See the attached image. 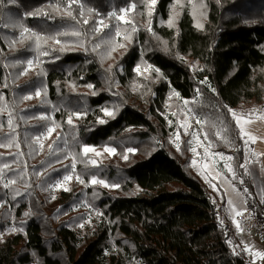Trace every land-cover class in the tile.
Listing matches in <instances>:
<instances>
[{"label":"trees","instance_id":"trees-1","mask_svg":"<svg viewBox=\"0 0 264 264\" xmlns=\"http://www.w3.org/2000/svg\"><path fill=\"white\" fill-rule=\"evenodd\" d=\"M202 2L201 18L189 0H158L150 25L143 0H79L72 5L76 19L65 14V0L0 5V145H11L0 147V230L17 228L0 240V264H251L244 249L232 246L242 240L225 189L194 167L190 134L182 133L177 148L168 116L180 99L189 101L213 150L232 155L228 177L263 231L264 202L228 109L253 114L264 106V0ZM132 3L126 19L134 18L135 33L109 16ZM41 9L46 14L27 15ZM98 20L110 27L95 32ZM21 25L41 37L38 45L30 33L21 36ZM125 31L131 40L123 39ZM112 40L126 47L109 55ZM148 65L163 76L144 72ZM74 113L81 115L69 125ZM51 126L55 131L39 143ZM87 144H112L117 154L92 165L82 152ZM73 163L85 183L53 199L51 184ZM93 175L120 187L92 184ZM88 208L100 221L80 235Z\"/></svg>","mask_w":264,"mask_h":264},{"label":"rangeland","instance_id":"rangeland-1","mask_svg":"<svg viewBox=\"0 0 264 264\" xmlns=\"http://www.w3.org/2000/svg\"><path fill=\"white\" fill-rule=\"evenodd\" d=\"M184 101H185V99H180V106H179L178 110L172 111L173 114H169V116H168V120H169L168 122L170 123V125L172 126L174 123L176 124V125H173V129H172V139H173L174 143L179 144L181 142L182 133L183 134H186V133L190 134V138H191L190 139V142H191L190 151H191V153H193V162L195 161V164H193L194 167L199 172L206 173L207 171L205 170V168H203L204 167L203 162H205L206 160H211V161L215 160L218 164V167H220V170H222L225 173V175L228 177V174L231 173L232 171H229V169L227 167H225V164L230 165V167L232 169V164H231L232 159L228 160L226 158L227 157L232 158V155H226V154H223L221 152H217V151L213 150L212 145L208 141L204 130L201 128L202 123L198 124L196 122L197 120H200V121H202V120L198 116H195V114L193 113V111L190 108L189 103L187 105H185ZM108 110L112 112V109L108 108ZM189 110H191V111H189ZM166 111L167 112L165 113V115L167 116L168 112L171 111V109H169V106H166ZM237 113H241V112H237ZM261 115H264V106L260 107L258 109V111L254 112L251 116H261ZM249 118H255V117H249ZM185 122H187L190 125V127H188L187 129L182 127V125L185 124ZM49 128H53V126H51ZM48 129L46 131H44L42 133V135L39 137V140H37L39 143L43 142L44 137H47V136L52 134V132L50 134L48 133ZM247 132L250 133L252 136H255L258 139L257 134L255 135V134H252V132H249V131H247ZM177 134L179 135V140L176 139ZM257 139L255 140V142H253V140L249 139L248 136H244V147L246 150V161H247L248 167H249V169L253 175L258 195L264 201L263 153L261 151L256 152V150H255ZM87 145L93 146L98 151H101V152H103V148L106 146L107 147H114V148H116V151L118 149L116 146H114L112 144H104V145L87 144ZM192 148H196V151L193 152ZM82 152H83V148H82ZM219 154H223V158ZM83 155H84V153H83ZM112 156L113 155H109L108 153L103 152V155L100 157H96L94 153H89L85 157H86L87 161H90L91 159H95L97 161V164H98L100 162L108 161ZM66 175H72L73 179L67 183H64L63 187H58L57 186L58 182H62L63 178ZM77 175L78 174L76 173V171L74 169L72 172L64 174L62 177L56 179L51 184L52 198L56 196V194L59 192L60 189L70 188V186L73 183L76 185L81 184L76 179ZM236 190H238V189L234 186V191L236 192V195H238L240 198H241V196L243 197L242 202L246 201L245 196L241 193V191H239L240 194H238ZM233 203H236V202L233 201ZM229 210H230L231 216L233 217L234 211H232L231 208ZM87 211L88 212H87L85 220L83 222H81L78 226V232L80 235L91 231L94 227V224H96L100 221L99 213H97L96 211H92L89 208ZM241 211L244 213L243 216L235 217V219L240 221L241 226L244 228V231L240 232L236 228L234 221H232V224H233L234 228L236 229V231L238 232V235L241 237L242 244L233 243L232 246L235 250H240V249H244L245 245H247L249 248H251V252L246 251L248 258L250 260V263L251 264H264V259H261L255 255V252H257V251L264 252V230L261 231L260 233H258L256 231V218L250 212L248 207L244 208ZM81 224H83L84 226L80 227ZM13 228L16 230L12 231ZM16 231H17L16 225H14L13 223H10L6 228L0 230V240L3 241L4 239L7 238V236L10 233H13Z\"/></svg>","mask_w":264,"mask_h":264},{"label":"snow or ice","instance_id":"snow-or-ice-1","mask_svg":"<svg viewBox=\"0 0 264 264\" xmlns=\"http://www.w3.org/2000/svg\"><path fill=\"white\" fill-rule=\"evenodd\" d=\"M3 2H4V0H0V5H2ZM10 2L15 3V0H10ZM65 2H66V7H65V10H64L65 14H66L67 16L71 17L72 19H76V17L73 16L72 5H73V4H78V3H79V0H65ZM189 2H190L191 5H192V9H193V13H194V14H196L197 12H199V15H200L201 18L206 14L207 5H206L205 3H203L202 0H201V2H200L199 4H197V3L195 2V0H189ZM143 3H144V4L146 5V7H147V16H148V18H149V20H148V24L150 25V24H151V17H152V15H153V11H154V9H155L156 4L158 3V0H143ZM176 4H177V5L181 4V0H176ZM80 6L83 7V5H80ZM53 7L55 8V10L59 11V5H54ZM135 9H136V4H135V3H132V4L130 5L129 8H122V9L120 10V14H117L116 12H112V13L109 14V16H110V17H114V18L117 19L118 21H122L124 24H129V25H131V33H135L136 31H138V28L136 27V24H135V20H134V18H132V19H126L127 14H128L130 11H134ZM89 11H93V10L90 9ZM37 14H46V13H43V10H42V9H41V10H38L37 12H30V13H27V15H37ZM80 15L83 16V12H81ZM177 16H178V13H176V12L174 11L172 17H171V18L168 20V22H167L168 25H169L170 27H173V26L175 25V20H176V17H177ZM83 23H84V24H88V23H89L88 19H84V20H83ZM197 26L200 27V28H203V24H202V23H199V22H198ZM109 27H110V25H109V24H106V23L104 22V20H98V21H96V26H95V28H94V31H95V32H100V31H102V29H104V28H109ZM21 28H22L21 36H23L25 33H30L29 38L35 37V39H36V41H37V45L39 44V41L41 40V37H40L38 34H36V33H34V32H31L30 29H28V28H24L22 25H21ZM148 31H151V28H150V27H148ZM68 34H69V33L65 32V33H60V34H58V35H68ZM177 34H178V33H177ZM71 35H73V36H80L81 33L78 32V31H74V32L71 33ZM115 35H116V36H121V35H122V33H121V29H120L119 26H117V28H116ZM123 39H124L125 41L131 40V34H130L129 32H127V31H125V32L123 33ZM56 43L59 44L60 41H59V40H56ZM107 43H109V44L111 45V49H110V51H109V53H108L109 55H111V51H115L116 48H123V47H126L125 44H122V43H116L115 40L108 41ZM164 44H165V46H167V41H164ZM99 46H100V45L97 44V45L93 48V51H95V48H98ZM61 50H63V49H61ZM44 54L47 55V53H44ZM181 59H183V57H181ZM27 63H28V66L31 67L33 61H32V60H29ZM136 71H137V73L143 74V73L141 72V67H140V66H137V67H136ZM150 71H154V72H156V73H159L160 76H163V73H161L160 70H159L158 68H154L152 65H148L147 68L144 69V72H150ZM201 83H207V81H201ZM87 87L92 88L93 85L89 84V85H87ZM209 87H210V85H209ZM199 91H200V90L197 89V93H199ZM212 91L215 92V89L213 88ZM95 94H96V93H93V95H95ZM174 94H175L177 97L179 96V93H174ZM36 95L39 96L40 93L37 92ZM24 98H25V99H30L31 97H24ZM184 103H185V105H187V104L189 103V101L185 100ZM225 107H227V106H225ZM102 111L104 112V114H105L106 116H109V117L114 118V114H113V112L109 111L108 108H104V109H102ZM189 111H191V110H189ZM228 111L232 114L233 119L236 121V124H237V126L239 127L240 134H241L242 138H243L244 136H248L249 139H251V140H253V142H255V140H256L257 138H256L255 136H252V135H251L250 133H248V132L246 131V129H245V125H246L247 123L251 122L250 119H248V118H246V117H251L252 112H249V113H247V114H245V113H237L236 111H234L233 109H230V108L228 109ZM252 111L255 112V111H258V110L253 109ZM73 115L80 116L81 114H80V113L70 114V115L68 116V120H67V123H68L69 125H71V124L73 123V120H72V116H73ZM45 118H46V117H41V119H45ZM257 119H264V115L258 116ZM98 122L101 123V124L107 123V121L104 120V119H99ZM196 122H197L198 124H199V123H202V121H200V120H197ZM9 124H11V120H9ZM55 127H59V125H56ZM55 127H53V128H49V129H48V133L50 134L51 132L55 131ZM182 127H184L185 129H187L188 127H190V125H189L187 122H185V124H183ZM205 135H207V134H205ZM216 135L219 136V135H221V133H220V132H217ZM176 139L179 140V135H178V134H177V136H176ZM37 140H39V137H37ZM246 142H247V141H246ZM10 146H11L10 144H8V145H0V147H10ZM176 146H177V148L179 149V144H177ZM206 150H207V149H206ZM192 151L195 152V151H196V148H192ZM103 152H106V153H108L109 155H116V154H117V152H116V148H114V147H107V146H106V147L103 148ZM103 152L98 151L95 147L90 146V145H84V146H83V153H84L85 156H87L89 153H94L96 157H100V156L103 155ZM133 152H135V149H133V148H129V149H127V153H133ZM127 153H125V154L122 155V158H123L125 161L128 160V155H127ZM219 155L223 158V154H219ZM73 159H75V157H73ZM226 159L231 160L232 158H231V157H227ZM89 162H90L92 165H96V164H97V161H96L95 159H91ZM193 164H195V161L193 162ZM5 167H7V165H5ZM75 167H76V165H75V163H73V164H72V168L75 169ZM207 167H208V165L205 164V165H204V168H207ZM225 167H227V168L229 169V171H232L230 165L225 164ZM242 167H246V165H242ZM206 178H207V177H206ZM72 179H73L72 175H66V176L63 178V181H62V182H58L57 186H58V187H63V184H64V183H67V182L71 181ZM76 179H77L80 183H82V184L85 183V181H84V180L82 179V177L79 176V175L76 176ZM9 183H15V181L13 180V181H10ZM91 183H92V184H99V185H102V186H104V187H106V188H107V187H111V188H119V187H120L119 184H111V185H110V184H108L105 180H103V179H99V178H98L97 176H95V175H93V176L91 177ZM209 183L211 184V181H209ZM241 183H243V181H241ZM4 186H5V187H8L9 184H5ZM212 186L214 187V185H212ZM64 190H65V191H70L69 188H64ZM236 191H237L238 194H240V193H239V190H236ZM53 199H55V197H53ZM262 202H264V201H262ZM228 203H229L230 206H233V201H232V200H229ZM245 203H246V201H245ZM0 206H2V205H0ZM232 211H234L233 221H234V223H235L236 228H237L240 232H243V231H244V228L241 226L240 221H239V220H236L235 217L243 216L244 213H243L242 211L236 210V209L234 208V206L232 207ZM25 215H28V213H25ZM101 215H102V213H101ZM89 222H90V221H89ZM221 224H223V221H221ZM83 226H84L83 224L80 225V227H83ZM15 230H16V229H14V228L12 229V231H15ZM21 231H22V229H21ZM229 243H231V241H229ZM244 250H245V251H249V252H251V248H249L247 245H245ZM234 251H235V249H234ZM255 255H256L257 257L261 258V259H264V252H259V251H257V252H255Z\"/></svg>","mask_w":264,"mask_h":264},{"label":"crops","instance_id":"crops-1","mask_svg":"<svg viewBox=\"0 0 264 264\" xmlns=\"http://www.w3.org/2000/svg\"><path fill=\"white\" fill-rule=\"evenodd\" d=\"M248 119H250L251 122L247 123L245 125V129L249 132H252V134H257V130H258V127L264 123V119H257V117L255 118H249V117H246ZM256 152H260L259 149L255 148ZM207 164L208 167L205 168V170L208 172V174L213 177V178H216L219 180L220 184L222 185V187L225 189L226 191V195H227V205H228V208L232 209V207L234 206V208L236 210H243L244 208L247 207V204L245 203V201L242 202V199L243 197L241 196V198L237 196V200H239V202H236V203H233V206H230L228 201L230 200V197H229V191L227 189V186H230L232 189V192L234 191V185L233 183L231 182V180L225 175V173L220 170V167H218V164L217 162L214 160H206L205 162H203V166ZM204 168V167H203ZM224 173V174H223ZM234 193V192H233ZM236 194V192H235ZM230 211V210H229ZM234 214V213H233ZM234 216V215H233Z\"/></svg>","mask_w":264,"mask_h":264},{"label":"bare ground","instance_id":"bare-ground-1","mask_svg":"<svg viewBox=\"0 0 264 264\" xmlns=\"http://www.w3.org/2000/svg\"><path fill=\"white\" fill-rule=\"evenodd\" d=\"M257 136H258V139H257L255 148L259 149L263 153V162H264V123H262L258 127ZM227 189L229 191L230 200L235 201V202H239V200H237V196L235 194V191H233L234 192L233 193L230 186H227Z\"/></svg>","mask_w":264,"mask_h":264}]
</instances>
